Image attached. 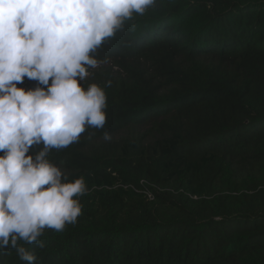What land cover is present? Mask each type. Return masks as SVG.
Here are the masks:
<instances>
[{"label": "trees", "instance_id": "16d2710c", "mask_svg": "<svg viewBox=\"0 0 264 264\" xmlns=\"http://www.w3.org/2000/svg\"><path fill=\"white\" fill-rule=\"evenodd\" d=\"M97 58L106 124L49 154L85 178L82 214L18 243L37 264H264V0H157Z\"/></svg>", "mask_w": 264, "mask_h": 264}, {"label": "clouds", "instance_id": "9594fccd", "mask_svg": "<svg viewBox=\"0 0 264 264\" xmlns=\"http://www.w3.org/2000/svg\"><path fill=\"white\" fill-rule=\"evenodd\" d=\"M156 4L0 0V251L14 248L37 264L18 241L43 248L45 229L61 232L82 214L85 178L68 180L50 151L78 143L88 128H104L106 92L97 83L84 86L90 70L105 63L98 50ZM25 78L46 87H17Z\"/></svg>", "mask_w": 264, "mask_h": 264}, {"label": "rangeland", "instance_id": "374dc122", "mask_svg": "<svg viewBox=\"0 0 264 264\" xmlns=\"http://www.w3.org/2000/svg\"><path fill=\"white\" fill-rule=\"evenodd\" d=\"M23 89H24L25 91H27V90H28V88H25V87H23Z\"/></svg>", "mask_w": 264, "mask_h": 264}]
</instances>
